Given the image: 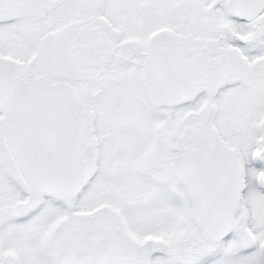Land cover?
I'll use <instances>...</instances> for the list:
<instances>
[{
  "label": "snow or ice",
  "instance_id": "snow-or-ice-1",
  "mask_svg": "<svg viewBox=\"0 0 264 264\" xmlns=\"http://www.w3.org/2000/svg\"><path fill=\"white\" fill-rule=\"evenodd\" d=\"M0 264H264V0H0Z\"/></svg>",
  "mask_w": 264,
  "mask_h": 264
}]
</instances>
